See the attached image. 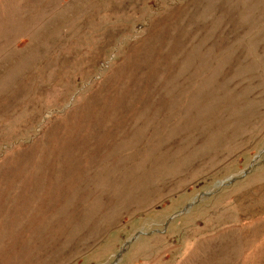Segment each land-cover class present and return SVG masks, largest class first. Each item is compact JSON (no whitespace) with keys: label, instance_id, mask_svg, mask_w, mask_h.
<instances>
[{"label":"rangeland","instance_id":"rangeland-1","mask_svg":"<svg viewBox=\"0 0 264 264\" xmlns=\"http://www.w3.org/2000/svg\"><path fill=\"white\" fill-rule=\"evenodd\" d=\"M0 264H264V0H0Z\"/></svg>","mask_w":264,"mask_h":264}]
</instances>
